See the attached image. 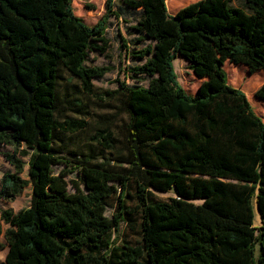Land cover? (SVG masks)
Returning a JSON list of instances; mask_svg holds the SVG:
<instances>
[{
  "label": "trees",
  "instance_id": "trees-1",
  "mask_svg": "<svg viewBox=\"0 0 264 264\" xmlns=\"http://www.w3.org/2000/svg\"><path fill=\"white\" fill-rule=\"evenodd\" d=\"M114 1L88 26L72 0H0V147L13 168L0 199L31 189L27 208L0 209V264H264V121L223 68L264 72V0H199L174 15L165 0H120L150 42L131 68L148 84L102 91L114 112L86 152L71 151L67 139L89 123L62 112L58 86L98 96L93 80L107 69L86 61L108 47ZM177 57L202 80L196 95L179 85ZM255 96L264 101V82ZM121 225L136 227L135 243L118 240Z\"/></svg>",
  "mask_w": 264,
  "mask_h": 264
},
{
  "label": "rangeland",
  "instance_id": "rangeland-1",
  "mask_svg": "<svg viewBox=\"0 0 264 264\" xmlns=\"http://www.w3.org/2000/svg\"><path fill=\"white\" fill-rule=\"evenodd\" d=\"M196 1L199 0H165L169 15H174L181 8ZM232 5L238 7L242 6L237 1H233ZM72 9L74 15L79 17L86 25L93 26L105 14L106 0H72ZM113 10L115 14L109 16L105 30V38L108 41V47L103 54H90L86 61L87 66L107 69L106 73L101 78L93 80V85L98 89L96 91L98 96H81L79 91L74 90L72 86H68L63 82L58 86V98L62 104V112L70 118L84 120L89 123V127L86 128L85 131L76 132L74 135L70 136L72 139H67L66 144L71 151L86 152L85 143L91 142L90 137L93 133V126L102 119L100 117H109V115H112L114 112L113 106L111 107V102L107 100V97L103 95L102 91L115 89L119 82H125L129 86H147L148 84V78L134 76L131 73V68L140 64L139 59L133 57V55L150 44V42L143 40L133 29L140 17V12L139 10L125 8L120 0L114 1ZM186 63L187 62L182 57H177L172 61V66L179 85L187 94L196 95L198 86L202 80H199L193 75ZM223 68L227 75L228 84L245 94L254 112L264 121V101L258 100L255 96L257 90L264 82V72L257 71L250 74L245 66L233 65L228 61L224 63ZM101 97H103V99H101ZM77 98L83 100L82 111H77L75 107H69V102ZM120 121H116L115 131H119L117 128L121 123ZM11 151V147H0V178L4 173L13 171V168L5 162L2 156L3 153ZM18 157L25 164L21 177L28 180L26 165L28 157ZM62 167L63 166L58 165L55 166V172L62 169ZM73 177L74 173L66 176V180L72 179ZM68 190L71 191L70 186ZM30 194L31 189L30 185H28L22 193L13 200L3 201L0 199V209H11L13 212H18L23 208H27L30 204ZM172 195V193H167L159 196L161 198H167ZM194 203H200V201H195ZM252 210L253 225L258 226L260 216L256 210L254 200L252 201ZM111 212L112 211L108 209L106 215L110 216ZM2 228L5 230L6 225L2 224ZM121 239L135 243L138 239L136 227L131 229L128 225H121L118 240ZM3 241L2 237V242ZM4 252H0V260Z\"/></svg>",
  "mask_w": 264,
  "mask_h": 264
},
{
  "label": "crops",
  "instance_id": "crops-1",
  "mask_svg": "<svg viewBox=\"0 0 264 264\" xmlns=\"http://www.w3.org/2000/svg\"><path fill=\"white\" fill-rule=\"evenodd\" d=\"M6 228H7V226H6ZM3 240H4V239H3ZM0 242L3 243V244H5L4 241L2 242V236L0 237ZM4 251H5V252H4ZM0 252H4L3 255H2V259L0 260V262H3L4 257H5L6 252H7V247H6V245H4V248H3L2 250H0Z\"/></svg>",
  "mask_w": 264,
  "mask_h": 264
}]
</instances>
